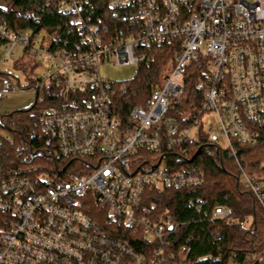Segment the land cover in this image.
<instances>
[{"label": "built area", "instance_id": "2783aa9c", "mask_svg": "<svg viewBox=\"0 0 264 264\" xmlns=\"http://www.w3.org/2000/svg\"><path fill=\"white\" fill-rule=\"evenodd\" d=\"M102 1L137 17L136 31L105 36L99 18L87 13L90 0L58 4L68 22L81 28L87 45L83 52L47 50L39 35L0 26L7 39L3 59L19 45L35 68L41 65L39 57L47 60L45 68L32 71L31 89L41 92L52 84L63 93L39 118L41 137L54 150L57 169L33 178L0 173V264L170 262L174 225L169 215H153L145 191L198 185L204 177L189 162L173 168L170 149L179 146L180 155L187 157L186 144L198 128L216 138L212 124L202 128L201 119L208 114L215 117L232 153L234 141L252 144L256 128L264 126V0ZM171 41L177 48L170 74L122 121L111 108V80L101 75L100 64L137 65L146 58L143 47ZM200 55L210 58L206 80L196 85L202 101L189 126H180L165 115L170 98L183 92L184 66ZM10 92V79L2 76L0 98ZM238 182L264 210V189L256 177L240 168ZM189 203L198 214L207 205L199 197ZM229 213L227 207L214 206L209 218ZM126 231L145 243L138 249L124 237ZM226 264H264V246Z\"/></svg>", "mask_w": 264, "mask_h": 264}, {"label": "trees", "instance_id": "16d2710c", "mask_svg": "<svg viewBox=\"0 0 264 264\" xmlns=\"http://www.w3.org/2000/svg\"><path fill=\"white\" fill-rule=\"evenodd\" d=\"M60 0H0V26L9 32H29L40 36V45L47 50L62 53H79L87 50L81 28L68 22V17L58 8ZM93 3L88 14L98 17L102 33L110 37L136 31L133 23L137 17L129 10L109 9L102 0ZM139 22V21H138ZM141 28V24L137 25ZM7 39L0 35V48ZM175 42L143 47L146 58L136 65L134 75L126 80L111 81L109 102L117 116L125 121L129 110L144 105L151 87L159 85L164 73L174 63ZM24 54L25 51H23ZM30 57V56H29ZM29 73L37 66L32 57ZM209 56L200 55L188 62L182 72L183 92L170 98L165 117L174 118L180 126H189L192 115L202 101L197 84L204 83L209 72ZM17 67L26 64L17 60ZM10 79L8 72H0ZM29 77L26 88H31ZM35 99L27 108L0 116V132L7 131L9 139L0 141V173L35 177L43 170L57 169L54 150L41 137L39 118L48 107L54 105L63 93L49 84L41 92L35 91ZM257 136L252 144L233 142V153L220 147L212 135L197 129L187 142V157L181 156L180 147L170 149L173 168L185 162L195 164L204 173L198 185L185 188H149L145 199L152 205L153 215H169L174 225L169 236L168 250L174 252L170 262L164 264H226L231 258L257 253L264 246V210L253 195L238 182L240 168L254 175L264 189V126L256 128ZM4 136V135H0ZM137 153L148 152L140 150ZM199 197L207 201L201 213H196L189 198ZM224 206L230 213L210 219L212 207ZM138 249L145 243L134 238L129 231L123 233Z\"/></svg>", "mask_w": 264, "mask_h": 264}, {"label": "rangeland", "instance_id": "374dc122", "mask_svg": "<svg viewBox=\"0 0 264 264\" xmlns=\"http://www.w3.org/2000/svg\"><path fill=\"white\" fill-rule=\"evenodd\" d=\"M251 1V0H248ZM26 33H29L28 31ZM41 36V34H40ZM4 51V47L0 48V72H8L10 74L11 92L0 98V116L8 112L27 108L33 104L35 99V90L26 88L29 77V63L31 58L23 53L22 47L15 45L13 47L14 55H11L7 60L1 56ZM19 59L21 62L26 64V68L14 66V60ZM41 65L34 69V71H40L45 68L47 60L43 57L38 58ZM136 70V64L126 65H113L110 61H104L99 66V72L102 76L106 77L111 81H120L131 78ZM171 69L167 70L164 75H169ZM1 75V74H0ZM164 80L161 78L159 85H162ZM212 124L211 134H216L217 137L214 139L220 147H226L225 139L219 130V127L215 121V117L208 114L201 119L202 128L206 129L207 124ZM195 127L194 129H196ZM8 134L7 131L0 132V135ZM136 158V157H134ZM133 160V158H131ZM139 162L137 161L131 168L134 170Z\"/></svg>", "mask_w": 264, "mask_h": 264}, {"label": "crops", "instance_id": "0c3cea01", "mask_svg": "<svg viewBox=\"0 0 264 264\" xmlns=\"http://www.w3.org/2000/svg\"><path fill=\"white\" fill-rule=\"evenodd\" d=\"M17 60H19V59H16V60H14V66L15 67H17L15 64H17ZM1 77H2V75H0V79H1Z\"/></svg>", "mask_w": 264, "mask_h": 264}, {"label": "water", "instance_id": "95a60500", "mask_svg": "<svg viewBox=\"0 0 264 264\" xmlns=\"http://www.w3.org/2000/svg\"><path fill=\"white\" fill-rule=\"evenodd\" d=\"M213 138H215V136H213ZM169 229H171V226H169Z\"/></svg>", "mask_w": 264, "mask_h": 264}]
</instances>
